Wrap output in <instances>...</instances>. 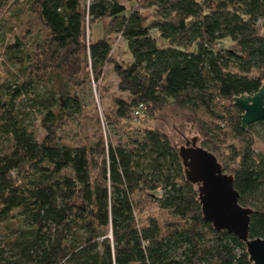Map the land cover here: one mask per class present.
Instances as JSON below:
<instances>
[{"label": "trees", "instance_id": "trees-1", "mask_svg": "<svg viewBox=\"0 0 264 264\" xmlns=\"http://www.w3.org/2000/svg\"><path fill=\"white\" fill-rule=\"evenodd\" d=\"M10 1L0 0V15ZM129 3L27 0L30 20L42 26L36 48L47 60L33 57L21 68H34L27 81L0 82V264H253L240 238L204 219L198 185L186 179L165 132L144 128L124 141L97 130L72 144L60 132L83 114L73 89L99 84L112 64L127 96L105 109L109 126L125 125L141 104L143 115L168 104L193 113L210 135L202 146L254 210L251 237L264 238V155L254 150L264 121L244 129L235 103L264 83V0ZM106 20L129 61L113 57L110 35L94 39L95 24ZM23 44L16 38L12 50ZM43 74L54 81V102L42 112L39 140L20 102ZM150 201L171 218L140 216Z\"/></svg>", "mask_w": 264, "mask_h": 264}, {"label": "rangeland", "instance_id": "rangeland-1", "mask_svg": "<svg viewBox=\"0 0 264 264\" xmlns=\"http://www.w3.org/2000/svg\"><path fill=\"white\" fill-rule=\"evenodd\" d=\"M126 5H130V0H122ZM27 0H11L6 8L3 9L0 15V82H23L29 79V76H34L33 67L26 69L22 73L21 68L27 66L31 62L47 60L45 55H41L37 46V41H41V28L36 22H32L29 16ZM144 15H151L153 20L156 16L154 11L145 10ZM109 21H100L94 26V39L102 38L110 35L111 41L116 43V48L113 51V57L118 61L127 62L130 60V54L127 45L122 38L116 34H108L107 27ZM33 26L32 31L27 28ZM89 36V32H88ZM23 38L24 44L18 46V49L12 50V44L16 38ZM227 45L228 42H225ZM31 63V64H32ZM43 69V65L40 66ZM118 75L112 64L105 69V76L99 80L97 84L93 79L91 82L86 80L84 84H79L75 87L74 93L84 103L83 114L73 123L67 125L61 132V140L66 143L80 142L81 140H92L94 133L97 130H102L105 135L111 131L112 134L122 135L123 140L127 138V134L135 136L144 128H158L165 132L172 144L179 148L182 144L192 141L197 137L198 145H203V141L210 136L203 124L198 122L194 114L187 110L179 109L173 104L166 105L161 111H158L154 116L150 113L142 116H132L127 120L125 125L118 124L109 126L104 111L112 105L113 98L116 95L127 96L126 92H121L118 88ZM54 81L47 79V75L43 74L40 81L32 84V90L29 94L21 96L22 110L25 112L26 122L31 128L37 132V138L41 140L45 135V130L40 126V120L43 117L42 112L47 104L54 102L52 92ZM98 118L101 121V127L98 125ZM97 122V123H96ZM111 127L112 129H110ZM258 137L254 145V150L257 155H264V130L258 126ZM5 138L0 146L5 148ZM152 193L151 191H147ZM142 198H148L142 196ZM150 200V198H148ZM139 215L146 217L149 214L158 216L165 221L171 218L167 210L158 207L156 202H151L145 205L144 209H138ZM173 219L175 217L173 216Z\"/></svg>", "mask_w": 264, "mask_h": 264}, {"label": "water", "instance_id": "water-1", "mask_svg": "<svg viewBox=\"0 0 264 264\" xmlns=\"http://www.w3.org/2000/svg\"><path fill=\"white\" fill-rule=\"evenodd\" d=\"M235 103L244 112L242 126L264 121V83L254 94L235 97ZM194 137L178 148L186 179L198 185L204 219L216 230H227L240 238L253 264H264V238L251 237L250 224L253 208L240 202V193L234 187V175L225 171L218 157L198 145Z\"/></svg>", "mask_w": 264, "mask_h": 264}, {"label": "built area", "instance_id": "built-area-1", "mask_svg": "<svg viewBox=\"0 0 264 264\" xmlns=\"http://www.w3.org/2000/svg\"><path fill=\"white\" fill-rule=\"evenodd\" d=\"M114 48H116V45L114 46ZM143 109H144V106L141 104V106L138 107V108L134 111L133 115H135L136 117H138V116H142L143 113H144ZM157 192H158V194L161 195V194H162V189L159 187L158 190H157Z\"/></svg>", "mask_w": 264, "mask_h": 264}, {"label": "flooded vegetation", "instance_id": "flooded-vegetation-1", "mask_svg": "<svg viewBox=\"0 0 264 264\" xmlns=\"http://www.w3.org/2000/svg\"><path fill=\"white\" fill-rule=\"evenodd\" d=\"M188 141H189V140H188ZM188 141H187V142H188ZM187 142H186V143H187ZM191 145H192V141H191Z\"/></svg>", "mask_w": 264, "mask_h": 264}]
</instances>
